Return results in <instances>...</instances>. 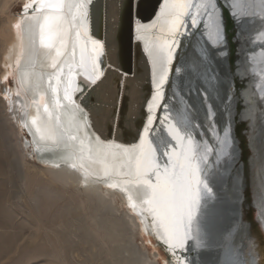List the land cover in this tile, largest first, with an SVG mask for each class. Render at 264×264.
Segmentation results:
<instances>
[{"label":"bare ground","instance_id":"6f19581e","mask_svg":"<svg viewBox=\"0 0 264 264\" xmlns=\"http://www.w3.org/2000/svg\"><path fill=\"white\" fill-rule=\"evenodd\" d=\"M217 1L225 17V29L222 23L219 29V35L223 36V39L214 44L207 37L205 42L208 47L202 48L201 55L196 42L191 46L188 58L180 59L181 53L177 50L171 74L181 79V93L176 101L173 99V91L165 95L162 107L157 111V122L153 125L151 138L161 152L166 144L174 143L160 124L163 105H167L172 120L178 126L192 130L198 141L207 140L217 152L219 143L213 138V128L221 137L226 130L229 131L230 147L225 149L229 154L217 161L214 152L209 162L203 165L202 178L211 191L209 193L204 190L201 194L197 214L193 219L194 238L189 240L183 256L187 264H245L240 254L241 247L236 258L234 242H229L237 223L235 216L238 215L240 182L233 178L230 172L232 169L230 166L235 162L236 156L232 138V128L235 125V135L240 140L246 174L244 191L246 211L243 210V213L246 212L247 219L251 221L261 264H264V232L256 218V210L251 206L254 198L253 188L256 184L259 203L264 205V99L261 98L264 95L262 91L264 82L257 74L264 69V64H259L260 47L264 45L258 43L259 34L264 32V20L260 18L259 9L256 15L234 17L230 0ZM15 2L22 4V11L16 16L7 15L6 21L2 23L0 66L5 70V78L10 75V70H18L23 94L18 96L17 101L24 106L22 127L31 134L32 143L42 149L43 154L55 167L47 170L49 176L63 187L82 184V193L86 198L80 204L83 208L81 209L88 208L93 202L96 204L92 218L96 225L90 227V232L87 228V232L105 244L111 241L115 245L112 253L119 252L122 259L116 260V264L119 261L123 264H161L160 251L156 250L152 257L149 251L141 250L132 238H129L128 244L122 239L123 232L132 234L140 229L155 241V247H163L167 256L164 264H175V257L168 247L163 226L160 224L153 226L150 217L146 223H142L141 217L129 206L128 195L123 189L126 188L133 200L144 208L147 205L143 202L148 195L142 185L135 183L134 167L124 165L119 155L113 156L112 153L116 152V149L110 147L115 144L131 146L139 143L146 125L149 116L147 105L155 91L154 74L159 70V65L154 61L156 48L160 42L157 37L161 35L159 28L154 31L149 26L157 22L163 0H99L97 11L93 0H84L87 6L89 34L104 44V55L101 57L104 75L92 83L82 70L77 71L78 87L74 93V103L64 98L61 86L59 99L60 105L64 107V118L70 113L65 110V105L68 104L73 112H79L82 125L80 133L78 131L79 136H76L80 141L71 138L74 136H72L74 130H70L68 131L70 135L67 136L70 142L66 143L58 122V110L61 106L56 105L57 97L53 92L55 80L52 79L51 84L49 83L50 77L57 71L51 67L55 50L47 49L40 43V26L44 23L43 16L47 13L37 14L32 8L25 12L24 5L28 0H2L0 12L8 13L10 5ZM79 3L80 0H64V14L69 18L78 15L76 6ZM254 7L259 8L260 5L254 3ZM80 22V19H77L76 23ZM138 22L144 25V30L139 33L136 30ZM17 23L20 24L19 29L16 28ZM159 23L164 26V21L161 20ZM138 35H142L143 39H137ZM225 37L230 44V74L224 58L227 50ZM73 47L76 52L75 61L78 63L79 45L76 42L75 29L68 37L69 56L61 57V62L69 59L71 63L70 53ZM120 47L126 62L128 52L132 53L133 74L118 65L117 52ZM255 54L257 61L253 62L251 57ZM241 61L243 63L240 66ZM60 66L62 64L58 65ZM205 66L212 67L211 76L206 80L212 90L205 92L206 95L202 98L197 91V85L204 78ZM64 79L67 80V77ZM41 95L44 97L43 103L40 102ZM192 98L198 103H194ZM45 104L52 113L51 119L44 112ZM37 116L39 117L37 124L33 125L32 119ZM239 119L246 121L239 122ZM37 127L41 128L45 139H41V132H37ZM49 127L56 134L55 140L47 137ZM246 129L247 136L242 133V130ZM201 132L203 135H200ZM161 140L164 141L163 144ZM18 142L20 147L24 148V143ZM82 143L87 145L82 148L84 151H81ZM249 146L255 156L251 154ZM56 148L57 157L50 154ZM72 164L77 166L73 168ZM250 166L253 167L252 170L249 169ZM253 172L257 180H254V184L251 179ZM238 177L240 179V176ZM126 178L132 182L125 184ZM110 183L117 186L108 187ZM119 201L123 207V214L117 216L116 214L120 212L117 207ZM243 228L246 226L240 230L242 233L245 232ZM122 251L129 256L121 254Z\"/></svg>","mask_w":264,"mask_h":264},{"label":"snow or ice","instance_id":"6c2138e0","mask_svg":"<svg viewBox=\"0 0 264 264\" xmlns=\"http://www.w3.org/2000/svg\"><path fill=\"white\" fill-rule=\"evenodd\" d=\"M254 3L260 7H254ZM230 6L234 17L244 18L256 15L259 9L260 18L264 20V0H230ZM76 7L78 15H72L69 18L64 14V0H28L24 5L25 12L32 8L37 14L47 13L43 16L44 23L40 26V43L47 49L55 50V55L51 59V67L57 71L54 76L50 77L49 83L51 84L52 79L55 80L53 92L57 97V107L61 106L59 99L61 86H63L64 98L69 102H75L74 93L78 87L77 71L82 70L85 77L92 83H95L99 76L104 75L101 66L104 44L89 34L87 6L84 0H80ZM189 18L193 28L201 26L203 21L208 37L214 44L223 39V36L219 35L221 10L217 0H163V7L160 9L157 22L149 26L154 31L159 28L161 35L157 37L160 42L156 48L154 61L159 65V70L154 74L155 91L151 102L147 105L149 116L146 125L139 143L131 146L120 144L110 146L116 149V152L112 153L113 156L119 155L124 165L129 168L134 167L135 183L142 185L148 195L143 202L147 205L144 208L133 200L126 188L123 189L128 195L129 206L141 217L142 223H146L150 217L153 226L156 224L163 226L168 247L175 257V264H187L183 253L187 251L189 240L194 238L193 219L197 214L201 194L204 190L209 193L211 191L202 178L203 165L209 162L214 152L219 161L222 156L229 154L225 149L230 147L228 130L221 137L213 128V138L219 143L217 152L207 140L198 141L192 130L178 126L172 120L167 105H163L160 124L163 125L174 143L166 144L161 152L158 151L157 145L151 138L153 125L157 122V111L161 109L162 102L165 100V85L169 81L172 65L176 59L180 37L188 34ZM77 19L81 21L79 24L76 23ZM161 20L164 21V26L160 25ZM16 28H20L19 23L16 24ZM73 29H75L76 42L79 45V62L75 61L74 47L70 53L71 63L69 59L61 62V57L69 56L68 37ZM136 30L138 33L142 32L144 25L138 22ZM136 38L143 39V36L138 35ZM258 43L264 45V32L259 34ZM260 49L259 64H264V47ZM251 59L256 62V54L252 55ZM61 64L62 66L58 67ZM257 74L264 82V69ZM65 76L67 80L64 79ZM262 91H264V85H262ZM261 98L264 99V95ZM43 101L44 97L41 95L40 102L43 103ZM44 112L51 119L52 113L46 104ZM38 119V116L33 117L32 124L36 125ZM36 130L41 132L40 127ZM200 135L203 133L201 132ZM47 137L52 140L56 139V134L51 127L47 130ZM71 138L75 139V136ZM41 139H45L43 132H41ZM161 143L163 144L164 141L161 140ZM162 156L163 159H161ZM76 166L72 164L73 168ZM131 182L127 178L124 181L125 184ZM116 186L114 183L108 185V187ZM260 212L261 218L264 219V205L260 206Z\"/></svg>","mask_w":264,"mask_h":264},{"label":"rangeland","instance_id":"374dc122","mask_svg":"<svg viewBox=\"0 0 264 264\" xmlns=\"http://www.w3.org/2000/svg\"><path fill=\"white\" fill-rule=\"evenodd\" d=\"M98 2L93 0L96 11ZM21 5L15 2L8 13L0 12V30L7 15L16 16L22 11ZM10 71L12 74L5 78L0 66V264H116L122 259L119 252L112 253L115 245L111 241L105 244L89 233L96 225L92 219L96 204L82 210L80 204L86 198L82 184L63 187L52 180L47 170L55 167L22 127L24 106L17 98L23 93L18 70ZM63 110L62 106L58 110V122L66 143L70 142L68 131L74 130L71 134L76 139L82 125L78 111L73 112L67 104L65 110L70 113L64 118ZM18 141L24 143V148ZM82 144L84 151L87 145ZM50 154L57 157V148ZM118 205L117 216L123 214L120 201ZM129 238L152 257L160 251L159 261L164 264L165 250L155 247V241L143 230L122 233L126 244ZM121 254L129 256L124 251Z\"/></svg>","mask_w":264,"mask_h":264},{"label":"water","instance_id":"95a60500","mask_svg":"<svg viewBox=\"0 0 264 264\" xmlns=\"http://www.w3.org/2000/svg\"><path fill=\"white\" fill-rule=\"evenodd\" d=\"M217 3L219 4L218 1H217ZM220 10H221L222 27H224V29H225V17L223 15L222 9H220ZM248 31H250V30L248 29ZM207 37H208V34H207V30L205 29V27L203 25V21L201 22V26H199L197 28H193L191 26V23L189 22L188 34L180 37V46L177 49L179 51L178 53H181L180 59H184V58L189 57L190 51L192 49L191 46L195 42L197 43V46L199 49V55H201V53L203 52L202 48L207 46V44L205 42V39ZM236 40H237V38H235V41ZM118 41H119V39H118ZM225 42H226L227 50L225 52L226 54H224V58L226 59V62H227L228 74H230V71H231L230 70V68H231V66H230V44L227 41V37H225ZM119 43H120V41H119ZM207 47H205V48H207ZM121 52H122V50L120 47L119 51L117 52L119 67L124 68L129 73L133 72V68H134L133 64L134 63L132 62V57H131L132 53L130 51L128 52V60L126 62L124 60V58L122 57ZM143 61L145 62L144 59H143ZM242 63L243 62L241 61L240 66L242 65ZM211 72H212V67L211 66L206 67L204 69V78H202L201 81L199 82V85H197L198 86L197 91L201 94L202 98L206 95L205 92H208V90L209 91L212 90L211 85H209L206 81L209 79V76H211ZM131 74H133V73H131ZM187 77H188V75L186 74L185 79H187ZM181 85H182L181 79L176 77L174 74H170L169 81L165 85V95H167L169 92L171 93V91H173V99H174V101H176V98L179 96V93H181V90H180L182 87ZM192 101L194 103L196 102V104L198 103V101L194 98H192ZM235 114H234V116H235ZM182 120L184 121V118ZM245 121H246L245 119H241L239 122H245ZM232 131H233L232 138L234 140L236 156L234 158L235 162L232 163L230 166V167H232L230 172L233 174V178H235L236 180L238 179L240 182H239V187H238V198H239L238 206H237L238 215L235 216L237 223H235V231H233L229 242H234V246L236 248L235 249V252H236L235 257L236 258H237V253L240 252V247H241L240 254H241L242 259L244 260L245 264H261V260L259 257V251L256 247L257 242H255L256 241L255 237H254L255 234H254V231L252 228L251 221L249 219H247L246 214H245L246 212L243 213V210L246 209L245 208L246 203H245V197H244L245 183H246L245 166H244V161L242 159V150L240 149V140L235 135V125L233 126ZM242 133L247 136L248 129L242 130ZM27 134L31 137V134L28 131H27ZM247 146H248V144H247ZM249 148H250V146H249ZM250 151H251V154L253 153L255 156L254 151L252 149ZM251 154L248 157V162H250L249 159L251 158ZM249 169L252 170L253 167L250 166ZM239 170H240V173H239ZM84 171L86 172L87 170H84ZM238 176H240V179ZM251 179H252L253 184H254V180L257 181L256 177L254 176V172L251 175ZM256 185H254V188H253L254 198L251 201V206H253L255 208L256 218L261 225L262 231L264 232V219L261 218V212H260V206L261 205L259 203L260 199H259V194L257 192L258 188L256 187ZM227 226L229 227V225H226V227ZM243 226H246V228H243V229H245L244 233H242L240 231ZM226 232H224V235ZM240 242H241L242 246H240Z\"/></svg>","mask_w":264,"mask_h":264}]
</instances>
